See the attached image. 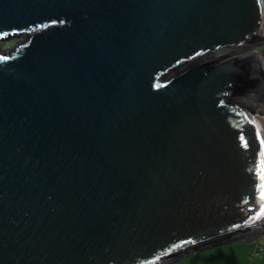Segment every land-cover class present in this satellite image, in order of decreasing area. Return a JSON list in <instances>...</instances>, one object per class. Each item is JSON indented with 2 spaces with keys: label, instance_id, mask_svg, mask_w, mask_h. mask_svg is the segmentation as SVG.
<instances>
[{
  "label": "water",
  "instance_id": "1",
  "mask_svg": "<svg viewBox=\"0 0 264 264\" xmlns=\"http://www.w3.org/2000/svg\"><path fill=\"white\" fill-rule=\"evenodd\" d=\"M10 37L0 264H167L264 232V0H0Z\"/></svg>",
  "mask_w": 264,
  "mask_h": 264
},
{
  "label": "rangeland",
  "instance_id": "2",
  "mask_svg": "<svg viewBox=\"0 0 264 264\" xmlns=\"http://www.w3.org/2000/svg\"><path fill=\"white\" fill-rule=\"evenodd\" d=\"M19 40V38L13 37L0 40V52L9 50ZM10 41L13 42L10 44ZM247 50V54H253L257 51L255 54L260 57L257 62L259 69L260 71L264 70V46L257 45ZM240 53L244 54L243 52ZM245 240L248 239H239L225 242L220 245H213L206 249L191 252L190 254H187L178 260L176 259L174 262H168L167 264H250L252 254L249 252H261L264 250V235H260L259 238L251 240L252 242ZM240 252H248V254L246 257H242ZM243 258L246 259V262L243 261Z\"/></svg>",
  "mask_w": 264,
  "mask_h": 264
},
{
  "label": "crops",
  "instance_id": "3",
  "mask_svg": "<svg viewBox=\"0 0 264 264\" xmlns=\"http://www.w3.org/2000/svg\"><path fill=\"white\" fill-rule=\"evenodd\" d=\"M251 240H253V238H248V240H245V241H251ZM240 253H241L242 257L243 256L246 257L248 254V252H240ZM249 253L252 254V257L250 258L251 259L250 264H264V250H262L261 252H249ZM174 261H176V260H174ZM243 261L246 262V259L243 258Z\"/></svg>",
  "mask_w": 264,
  "mask_h": 264
},
{
  "label": "trees",
  "instance_id": "4",
  "mask_svg": "<svg viewBox=\"0 0 264 264\" xmlns=\"http://www.w3.org/2000/svg\"><path fill=\"white\" fill-rule=\"evenodd\" d=\"M12 42H13V41H10V44H11ZM221 58H222V57H221ZM180 71H181V68H180V69L177 68L175 71H172L170 75L176 74V73H178V72H180Z\"/></svg>",
  "mask_w": 264,
  "mask_h": 264
},
{
  "label": "built area",
  "instance_id": "5",
  "mask_svg": "<svg viewBox=\"0 0 264 264\" xmlns=\"http://www.w3.org/2000/svg\"><path fill=\"white\" fill-rule=\"evenodd\" d=\"M260 235H264V232H261L256 238H259Z\"/></svg>",
  "mask_w": 264,
  "mask_h": 264
}]
</instances>
